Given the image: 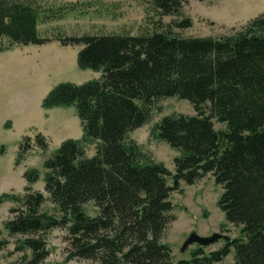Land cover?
<instances>
[{"label":"trees","instance_id":"16d2710c","mask_svg":"<svg viewBox=\"0 0 264 264\" xmlns=\"http://www.w3.org/2000/svg\"><path fill=\"white\" fill-rule=\"evenodd\" d=\"M188 1L146 0V14L157 19L152 33L56 39L82 45L79 67L102 71V76L80 85L61 83L42 104L46 109L74 106L83 130L82 139L64 141L45 162V191L59 216L44 210L46 197L32 188L39 179L36 170L25 173L23 195H0V204H14L4 229L22 237L15 251L32 253L19 264H44L46 235L61 227L69 232L67 260L214 264L234 248L235 264H264V14L220 38L174 33L173 27H192L190 17L165 29L162 19L181 17ZM54 17L33 0H0V52L48 43L38 25ZM169 97L188 100L196 112L166 116L154 127L159 140L180 152L174 174L128 140L150 121L155 104ZM214 119L227 128L217 130ZM31 141L29 136L21 141L17 165L32 149ZM88 142L96 143L93 157L86 154ZM34 145L45 151L49 144L38 133ZM5 151L1 146L0 155ZM208 174L223 187L219 208L227 222L242 226V237L209 254L196 248L190 259L174 262L171 248L160 243L176 220L169 215L171 192L181 181L193 185ZM88 204L97 215L86 213ZM9 243L0 238V251Z\"/></svg>","mask_w":264,"mask_h":264},{"label":"rangeland","instance_id":"374dc122","mask_svg":"<svg viewBox=\"0 0 264 264\" xmlns=\"http://www.w3.org/2000/svg\"><path fill=\"white\" fill-rule=\"evenodd\" d=\"M47 11V16L55 14L51 20L38 25L41 37L49 38L43 45H16L10 50L0 52V147L6 151L0 155V195L13 192L23 195L28 181L25 173L36 170L39 179L32 188L41 191L46 197L44 210L59 216L55 205L45 191V176L48 169L45 162L51 158L61 144L68 139H82L83 130L74 106L46 109L43 101L61 83L84 84L100 79L102 71L83 70L78 65V53L82 45H62L58 37L82 35L152 33L157 19L146 14V0H33ZM264 14V0H189L182 10L181 17L167 16L162 19L164 28L174 21L190 17L192 27L173 31L184 37L220 38L244 28L253 19ZM5 42V41H3ZM5 44V43H3ZM174 114L194 116V106L185 99L169 97L157 102L152 117L141 128L131 132L128 140L137 142L156 162H161L175 173V158L180 152L165 141L159 140L154 127L164 117ZM217 130H225L227 125L214 119ZM40 133L48 141L47 150L34 145L35 136ZM31 137L32 149L25 159L16 164L19 145L26 137ZM86 154L93 157L96 143H84ZM168 185H174L172 176L167 178ZM224 192L216 184L211 174L199 179L193 185L181 181L171 192L173 210L169 213L176 220L169 222L162 234L160 243L171 248L172 260H188L191 252L199 248L192 245L185 253L181 248L188 236L196 231L201 236L221 233L232 239L241 238L242 226L226 221L219 208ZM11 202L0 204V238L7 239L9 245L0 251V264H19L30 259L29 250L15 251L20 235L10 236L4 223L11 218ZM91 216L97 215L93 204L85 206ZM68 228H54L46 235L49 256L44 264H98V262L74 258L67 260L70 251ZM226 242L219 240L202 247L206 254L224 247ZM214 264H235V250L221 262Z\"/></svg>","mask_w":264,"mask_h":264},{"label":"water","instance_id":"95a60500","mask_svg":"<svg viewBox=\"0 0 264 264\" xmlns=\"http://www.w3.org/2000/svg\"><path fill=\"white\" fill-rule=\"evenodd\" d=\"M219 240H224L226 243H230L233 239L221 233H213L211 236H201L196 231H193L185 240L181 248V253H185L192 245H198L202 248L216 243Z\"/></svg>","mask_w":264,"mask_h":264}]
</instances>
